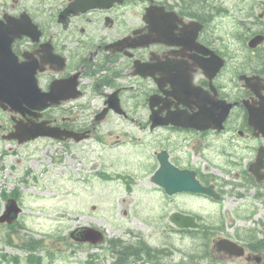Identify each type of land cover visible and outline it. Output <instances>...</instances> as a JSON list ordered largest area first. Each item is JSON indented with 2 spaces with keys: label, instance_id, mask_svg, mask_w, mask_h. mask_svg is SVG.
Returning a JSON list of instances; mask_svg holds the SVG:
<instances>
[{
  "label": "flooded vegetation",
  "instance_id": "flooded-vegetation-1",
  "mask_svg": "<svg viewBox=\"0 0 264 264\" xmlns=\"http://www.w3.org/2000/svg\"><path fill=\"white\" fill-rule=\"evenodd\" d=\"M213 9L199 0H0V134L19 144L7 138L16 126L44 123L102 143L115 118L128 128L114 143L144 146L143 173L166 201L162 218L198 241L193 263L264 264V40L248 46L264 36V10L232 50L216 38ZM26 78L53 98L12 104L4 94L24 92ZM158 170L202 189L171 194L154 181ZM174 214L196 225L180 226ZM136 237L105 242L124 264L170 257ZM223 239L243 254L221 249Z\"/></svg>",
  "mask_w": 264,
  "mask_h": 264
},
{
  "label": "rangeland",
  "instance_id": "rangeland-1",
  "mask_svg": "<svg viewBox=\"0 0 264 264\" xmlns=\"http://www.w3.org/2000/svg\"><path fill=\"white\" fill-rule=\"evenodd\" d=\"M205 3L216 8L212 22L216 38L229 42L232 50L243 47V39L252 34L254 21L264 10V0ZM123 128L128 126L113 118L102 127L109 137L102 143L39 138L20 145L3 140L0 134V213L6 206L2 193L15 189L24 208L15 226L0 225V255L19 257V263L4 264H28L29 252L21 245L30 238L40 242L34 253L43 257L42 264H86L92 254L100 255L97 264H114L115 256L105 250L108 242L87 245L71 237L73 230L86 225L101 228L107 239L122 238L127 244L141 233L152 247L169 254L164 264L186 262L190 253L197 252L198 241L182 240L173 223L162 218L166 201L143 173L147 167L144 146L114 143Z\"/></svg>",
  "mask_w": 264,
  "mask_h": 264
},
{
  "label": "water",
  "instance_id": "water-1",
  "mask_svg": "<svg viewBox=\"0 0 264 264\" xmlns=\"http://www.w3.org/2000/svg\"><path fill=\"white\" fill-rule=\"evenodd\" d=\"M69 11V10H67ZM66 11V12H67ZM264 40V36L262 34H257L253 36L249 40V46L254 48L257 47L262 41ZM213 54L216 57L217 62H219V65L221 66L223 63V59L219 57L215 52ZM254 79V78H253ZM28 83H26L25 91L22 93H12L7 92L4 94V97L8 99L12 104L21 103L25 100H19V97L28 98V97H42L46 99H52V94H42L35 90L34 83H29V79H25ZM252 80V79H248ZM48 103V102H46ZM17 138L19 143H24L26 141L36 139L38 137H52L59 140H67L72 137L78 142L87 137L86 132H77L75 130H68V129H62L60 127H51L48 125H45L44 123H30L27 125H19L16 126V131L12 134H9L7 136L8 139L10 138ZM167 173L163 172L162 170H158L154 176L153 179L158 184L164 186L167 191L171 194L179 191V190H198L202 189V187L197 185H189L187 183H181L176 182L174 180H170L167 178ZM22 211V207L18 204V201L16 198L12 197L8 199L6 209L5 211L0 215V222H7L9 224L13 223L18 217L19 214ZM173 220L176 224L180 226H194L196 225L194 218L189 216H182L180 214H174ZM71 236L78 240L83 242H91V243H98L101 241H104L105 234L100 229H97L95 227L90 226H83L79 227L71 232ZM219 247L223 250L229 251L230 253H235L236 255H242L243 254V248L239 246L237 243L223 239L219 242Z\"/></svg>",
  "mask_w": 264,
  "mask_h": 264
},
{
  "label": "trees",
  "instance_id": "trees-1",
  "mask_svg": "<svg viewBox=\"0 0 264 264\" xmlns=\"http://www.w3.org/2000/svg\"><path fill=\"white\" fill-rule=\"evenodd\" d=\"M106 176H108L109 178H112V175L110 174H104ZM17 192V189L14 190L13 193ZM4 197H7L9 196V194L7 193H4L3 194ZM21 247L23 249H26L29 254L28 256L25 258L26 262L28 264H42L43 263V258L38 255V254H35L34 252H36L39 248H40V242L39 240H36L34 238H30L28 240H26L24 243H22ZM0 264H3L4 261H8V262H11V261H14L15 263H18L19 262V258L18 257H11L10 255H2L0 256ZM193 263V259L190 261V264ZM196 262H194L193 264H195ZM114 264H124V262L122 260H116V262Z\"/></svg>",
  "mask_w": 264,
  "mask_h": 264
}]
</instances>
